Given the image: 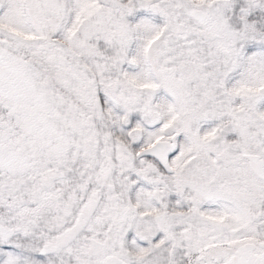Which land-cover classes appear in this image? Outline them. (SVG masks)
I'll return each instance as SVG.
<instances>
[{
    "label": "snow or ice",
    "instance_id": "6c2138e0",
    "mask_svg": "<svg viewBox=\"0 0 264 264\" xmlns=\"http://www.w3.org/2000/svg\"><path fill=\"white\" fill-rule=\"evenodd\" d=\"M0 264H264V0H0Z\"/></svg>",
    "mask_w": 264,
    "mask_h": 264
}]
</instances>
